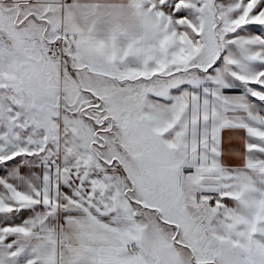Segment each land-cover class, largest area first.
Instances as JSON below:
<instances>
[{
    "label": "snow or ice",
    "instance_id": "snow-or-ice-1",
    "mask_svg": "<svg viewBox=\"0 0 264 264\" xmlns=\"http://www.w3.org/2000/svg\"><path fill=\"white\" fill-rule=\"evenodd\" d=\"M0 264H264V0H0Z\"/></svg>",
    "mask_w": 264,
    "mask_h": 264
}]
</instances>
